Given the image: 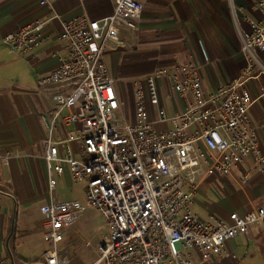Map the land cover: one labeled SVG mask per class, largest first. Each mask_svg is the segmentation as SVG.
Here are the masks:
<instances>
[{
  "label": "built area",
  "instance_id": "built-area-1",
  "mask_svg": "<svg viewBox=\"0 0 264 264\" xmlns=\"http://www.w3.org/2000/svg\"><path fill=\"white\" fill-rule=\"evenodd\" d=\"M55 1L37 0L40 13L16 32L1 36L0 43L24 55L44 42L47 26L59 24L62 47L53 55L59 65L38 84L72 88L52 97L56 109L43 156L47 191L55 192L64 165L70 180L83 185L87 204L107 229L93 264H213L216 258L228 257L227 242L264 226V202L242 215L230 213L226 220L204 221L193 207L206 177L224 176L244 184L251 172L249 159L264 175L246 87L254 78V53H264V0H255L254 18L243 16L240 52L245 68L238 77L207 93L195 64L175 62L158 68L131 82L129 117L104 51L120 44L121 30L136 29L142 3L113 0L112 12L99 20L86 14L62 20L53 9ZM45 10L50 12L41 13ZM60 118L64 125L76 127L55 141ZM13 158L11 152L1 153L0 164ZM82 211L76 201L41 206L45 248L27 264H69L60 246Z\"/></svg>",
  "mask_w": 264,
  "mask_h": 264
},
{
  "label": "crops",
  "instance_id": "crops-1",
  "mask_svg": "<svg viewBox=\"0 0 264 264\" xmlns=\"http://www.w3.org/2000/svg\"><path fill=\"white\" fill-rule=\"evenodd\" d=\"M138 1L142 3L143 11L137 22V39L146 48L144 55L151 53L150 47H160L162 67L175 62L195 64L207 93L238 77L245 68L240 52L241 32L245 30L243 16L255 17L252 8L255 0ZM53 9L62 20L80 14L99 20L112 12L113 0H57ZM47 12L50 11L41 13ZM39 13L37 0H0V38L16 32ZM125 34L137 36L132 35L134 31H120V44L108 49V69L142 66L152 58L136 54L123 63L120 50L130 46ZM43 36L44 42L24 55L11 53L0 43V154L11 152L14 155L8 164H0V261L7 264H27L39 258L45 248L40 207L52 201L59 202L47 191L43 156L47 127L56 109L52 97L57 93L67 94L72 85L38 84L41 77L59 65L58 57L53 55L62 47L57 22L47 26ZM121 37H126L123 38L126 41H121ZM254 57V78L246 84L252 97L249 117L258 135L259 150L264 155V53L255 52ZM131 82L126 88L130 103ZM119 85L115 82L118 92H122ZM172 111L170 106L169 112ZM65 114L62 112L61 116ZM75 127L64 125L60 118L53 140L64 139ZM77 144L72 143L74 151ZM246 165L251 172L244 184L224 176H209L202 180L195 195L193 212L204 221L210 218L226 220L230 213L242 215L249 208L261 205L264 202V175L253 168L251 159ZM65 167L63 173L66 171L69 176ZM106 232L94 246L93 259L88 264L95 262L96 249ZM66 236L61 251L71 264L81 243L69 230ZM36 239L39 245H36ZM225 251L229 256L216 258L213 264H264V226L230 240L225 244ZM193 258L198 261L196 254Z\"/></svg>",
  "mask_w": 264,
  "mask_h": 264
},
{
  "label": "rangeland",
  "instance_id": "rangeland-1",
  "mask_svg": "<svg viewBox=\"0 0 264 264\" xmlns=\"http://www.w3.org/2000/svg\"><path fill=\"white\" fill-rule=\"evenodd\" d=\"M137 24L136 29L134 30V34H132L137 36L128 37L129 35L125 34L127 38L121 37V41L123 42L126 41H124L123 38L129 39L128 41L130 46H126L125 48H122L120 50V58L123 60V63L130 61V59L136 54H139L142 57L152 56V58H150L147 63L142 66H127L125 67V69H121V67L118 66L119 69L117 68L116 70L113 68H109L110 73L114 78L115 82L120 83L119 86L121 87L122 91L120 92V97L121 102L124 103L126 115L129 112L130 108V99L129 96H127L128 92L126 89L128 87L129 82L131 80L133 81L134 78H140L144 76L145 73L147 74V72L161 68L163 65V62L160 61L162 56L160 47L158 45L150 47V50H152L151 53L144 55V52H146V48L140 44L141 40L137 39ZM131 48L135 49L133 50ZM108 52V50L104 51V58L106 63L109 65V57L107 54ZM52 196L54 200L59 201L61 203L76 201L80 204L81 207H83L81 216L77 218L68 227L67 230L76 234L81 243L79 250L75 252V260L71 264H88L93 259L94 246L99 243L102 235L105 233V231H107L103 218L87 204V201L84 197L83 186L73 183L67 175L66 171H64L60 181H58L57 189L52 194ZM66 238L67 236L65 237V239ZM38 243L39 241L36 239V245H39ZM40 244L42 245V242H40ZM61 249H64L63 245Z\"/></svg>",
  "mask_w": 264,
  "mask_h": 264
}]
</instances>
